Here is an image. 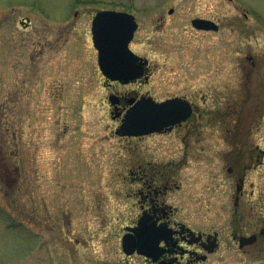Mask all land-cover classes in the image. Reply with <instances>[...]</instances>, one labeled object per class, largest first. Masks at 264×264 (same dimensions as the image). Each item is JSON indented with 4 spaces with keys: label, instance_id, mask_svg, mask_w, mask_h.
Wrapping results in <instances>:
<instances>
[{
    "label": "rangeland",
    "instance_id": "374dc122",
    "mask_svg": "<svg viewBox=\"0 0 264 264\" xmlns=\"http://www.w3.org/2000/svg\"><path fill=\"white\" fill-rule=\"evenodd\" d=\"M109 8L137 16L134 44L156 64V96L175 89L179 71L213 70L231 80L232 108L245 104L250 118L264 108V0H0V264L115 263L131 151L115 134L92 41L94 14ZM194 16L220 31L196 32ZM207 164L180 180L202 191Z\"/></svg>",
    "mask_w": 264,
    "mask_h": 264
},
{
    "label": "flooded vegetation",
    "instance_id": "af4514ba",
    "mask_svg": "<svg viewBox=\"0 0 264 264\" xmlns=\"http://www.w3.org/2000/svg\"><path fill=\"white\" fill-rule=\"evenodd\" d=\"M109 9L135 14L127 9ZM169 13L173 14L174 8ZM135 18L138 27L129 48L139 58L133 76L127 81L110 79L98 64L102 86L108 90L106 102L111 119L119 125L126 110L142 97L159 102L176 99L186 106L188 113L186 118L159 132L130 136L115 133L130 141L126 179H129L127 196L131 206L129 223L124 225L121 236L116 234L114 264H138L135 259L140 264L261 263L264 148L262 134L254 132L261 131L264 108L255 118L246 117L245 104L232 108L228 93L235 90L231 80L227 82L224 77L215 80L213 70L207 74L179 71L175 89L168 90L165 97L156 96L152 87L157 67L151 57L135 47L134 39L140 27L136 15ZM200 20L210 21L209 27ZM189 22L192 29L205 36L221 29L220 21L213 17L194 16ZM212 59L207 60L209 68L213 67ZM167 140L168 154L157 155V151L167 150L162 148ZM152 147L158 149L152 151ZM204 162H208L205 170L208 179L202 191L197 183L187 186L180 180L183 172L192 174ZM205 202L207 217L202 219L198 213ZM126 233L144 254L137 249L131 254L125 252L122 239Z\"/></svg>",
    "mask_w": 264,
    "mask_h": 264
},
{
    "label": "water",
    "instance_id": "95a60500",
    "mask_svg": "<svg viewBox=\"0 0 264 264\" xmlns=\"http://www.w3.org/2000/svg\"><path fill=\"white\" fill-rule=\"evenodd\" d=\"M127 19L128 23H124ZM199 22L209 27L210 21ZM137 26L135 16L127 12L103 10L96 14L92 25L93 41L99 51L101 70L108 78L127 81L133 76L131 73L139 57L129 48V42ZM187 113L186 106H181L176 99L159 102L151 97H142L127 109L121 124L116 128V134L130 136L159 132L186 118ZM123 248L128 254L136 249L139 253L145 252L131 241L128 233L123 238Z\"/></svg>",
    "mask_w": 264,
    "mask_h": 264
}]
</instances>
